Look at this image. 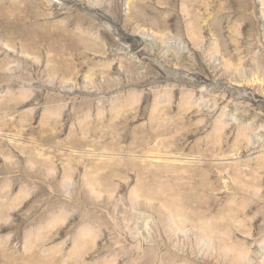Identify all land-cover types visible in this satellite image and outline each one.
I'll list each match as a JSON object with an SVG mask.
<instances>
[{"label": "rangeland", "instance_id": "1", "mask_svg": "<svg viewBox=\"0 0 264 264\" xmlns=\"http://www.w3.org/2000/svg\"><path fill=\"white\" fill-rule=\"evenodd\" d=\"M0 264H264V0H0Z\"/></svg>", "mask_w": 264, "mask_h": 264}]
</instances>
